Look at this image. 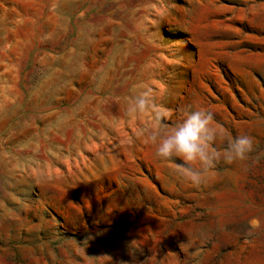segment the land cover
I'll return each instance as SVG.
<instances>
[{
	"label": "rangeland",
	"instance_id": "374dc122",
	"mask_svg": "<svg viewBox=\"0 0 264 264\" xmlns=\"http://www.w3.org/2000/svg\"><path fill=\"white\" fill-rule=\"evenodd\" d=\"M201 106L253 149L193 186ZM0 264H264V0H0Z\"/></svg>",
	"mask_w": 264,
	"mask_h": 264
},
{
	"label": "clouds",
	"instance_id": "9594fccd",
	"mask_svg": "<svg viewBox=\"0 0 264 264\" xmlns=\"http://www.w3.org/2000/svg\"><path fill=\"white\" fill-rule=\"evenodd\" d=\"M147 93L134 96L129 102L130 113H142L151 107ZM163 113L155 112L159 120ZM222 135L214 123V113L203 106L186 111L182 121L171 131L152 137L154 155L160 160L178 158L182 163L177 174L193 186H200L217 164L231 165L242 161L253 149V139L247 134L228 137L226 147H216Z\"/></svg>",
	"mask_w": 264,
	"mask_h": 264
}]
</instances>
